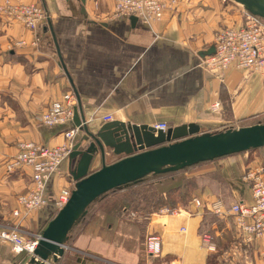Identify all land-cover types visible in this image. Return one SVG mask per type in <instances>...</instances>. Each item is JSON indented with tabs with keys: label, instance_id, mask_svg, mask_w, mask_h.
Returning <instances> with one entry per match:
<instances>
[{
	"label": "crops",
	"instance_id": "0c3cea01",
	"mask_svg": "<svg viewBox=\"0 0 264 264\" xmlns=\"http://www.w3.org/2000/svg\"><path fill=\"white\" fill-rule=\"evenodd\" d=\"M7 1H38L46 17L32 32L0 14V228L16 225L27 237L41 234L59 209L55 201L60 191L72 190L70 172L78 157L70 160L68 155L46 186L47 204L28 215L12 213L19 208L17 197L31 188V166L8 169L18 143L67 145L71 151L83 136L80 130L68 141L64 126H45L39 120L67 94H74L93 133L111 121L164 122L168 127L193 123L201 133H216L260 123L264 115V75L234 64L220 69L201 65V51L213 46L219 30L244 23L246 12L239 3L181 0L161 20L146 24L136 19L132 25L130 17L114 11L113 0ZM107 116L112 118L105 120ZM120 157L104 147L103 158L95 153L88 172ZM208 163L191 174L218 170L223 188L205 187L173 214L154 213L141 230L119 225L120 211H108L113 198L126 201L114 191L88 206L86 220L68 232L63 255L45 264H263L258 251L264 239L246 242L231 215L217 216L192 199L219 198L226 205L250 201V188L241 176L264 163H253L246 152ZM150 232L160 236L158 256L145 251ZM28 257L0 242V264H27Z\"/></svg>",
	"mask_w": 264,
	"mask_h": 264
},
{
	"label": "built area",
	"instance_id": "2783aa9c",
	"mask_svg": "<svg viewBox=\"0 0 264 264\" xmlns=\"http://www.w3.org/2000/svg\"><path fill=\"white\" fill-rule=\"evenodd\" d=\"M181 0H113L114 11L125 17L135 16L143 23L161 20L164 15L174 10ZM40 9V8H39ZM41 10V9H40ZM42 11V10H41ZM0 14L9 16L21 22L26 28L35 29L41 19V12L33 6H18L9 1L0 5ZM214 52L203 56L201 65L206 68L220 69L230 64L238 68L257 71L264 75V23L263 19L247 12L242 25L225 27L214 37ZM76 98L73 93L67 94L60 101L53 102L44 111L39 120L45 126H64V137L71 141L80 131L73 123V109ZM216 103L213 107H217ZM107 116L104 119L110 120ZM155 130L166 131L169 127L161 122L153 125ZM17 155L9 161L8 169L29 165L32 169L31 188L17 197L19 208L13 210L14 216H24L47 204L46 186L50 177L58 171L63 160L69 155L67 145L48 146L31 141L18 143ZM241 180L250 188V201L238 200L226 205L221 199L214 198L205 202L194 197L192 203L206 207L217 216L231 215L240 236L246 242L264 239V165L249 167L241 176ZM71 190L63 188L55 204L61 208L68 200ZM180 208L164 207L162 213H175ZM181 210V209H180ZM184 231L185 229L182 228ZM40 238L39 235L27 237L16 225L0 228V242L8 243L14 253L31 254ZM146 253L158 256L161 250V239L158 235H150L145 242ZM259 258L264 264V247L258 251Z\"/></svg>",
	"mask_w": 264,
	"mask_h": 264
},
{
	"label": "water",
	"instance_id": "95a60500",
	"mask_svg": "<svg viewBox=\"0 0 264 264\" xmlns=\"http://www.w3.org/2000/svg\"><path fill=\"white\" fill-rule=\"evenodd\" d=\"M231 1L264 19V0ZM130 21L133 25L136 17L130 16ZM213 52L214 47L210 46L200 55ZM72 120L83 132L69 153L70 160L78 157L70 172L74 185L67 202L42 230L27 264L57 261L63 255L64 242L73 224L87 212L93 201L109 190L134 182L149 173L175 171L264 146V123L201 133L198 125L193 123L169 127L164 132L155 130L153 126L111 121L93 133L85 123L79 106L74 107ZM104 147L112 148L113 153L121 157L109 164L102 163L99 169L88 172L89 162L95 153H100L103 158Z\"/></svg>",
	"mask_w": 264,
	"mask_h": 264
},
{
	"label": "rangeland",
	"instance_id": "374dc122",
	"mask_svg": "<svg viewBox=\"0 0 264 264\" xmlns=\"http://www.w3.org/2000/svg\"><path fill=\"white\" fill-rule=\"evenodd\" d=\"M13 4L18 6L31 5L35 7L42 14L40 21H42L44 17H46V12L40 6L38 1H33L31 3L15 2ZM240 7L245 10L246 14L247 12L251 14L244 8V6L241 5ZM14 20L23 25L18 20ZM29 30L34 32L35 29L30 28ZM48 108L49 106L47 107V109ZM47 109H45L44 111H46ZM260 123H264V115L262 118H260ZM245 152L249 153V158L253 161V163H264V146L255 149H250L248 151H243L240 153ZM207 163L208 161H203L192 166L160 174L149 173L139 179V184L131 185L125 189L127 191L124 193L126 201L120 199V197L122 196H117V199L113 198V201L109 202L110 204H108V211L114 212L116 215L117 212L120 211V213L118 214L119 216L117 215V218L119 219V225H126L127 227L132 226L135 229L141 230L144 228V226H147L148 222L150 221V218L155 216L154 213H159V215L162 214V208L167 206L169 207L170 205L173 206V208H179L188 205V199L192 198V196L196 194V192L204 189L207 186L210 187L211 190H216L218 187L223 188V180L218 170L208 172L204 175L191 174V172H196L197 170H200L203 166L209 164ZM178 185L179 187H176ZM178 194L182 195L181 199L178 198ZM95 203H93L90 208L94 207ZM124 205L127 207V211L125 213L121 211V208ZM88 209L89 208H87L86 210L88 211ZM86 218L87 212L81 216L79 221L86 220ZM112 223L117 224L116 220ZM150 235H158V233L156 234L150 232V234H148L146 238ZM146 238L144 243L146 242Z\"/></svg>",
	"mask_w": 264,
	"mask_h": 264
},
{
	"label": "trees",
	"instance_id": "16d2710c",
	"mask_svg": "<svg viewBox=\"0 0 264 264\" xmlns=\"http://www.w3.org/2000/svg\"><path fill=\"white\" fill-rule=\"evenodd\" d=\"M192 166V165H191ZM160 174V173H159ZM140 182H139V179L138 180H136V181H134V182H130V183H127V184H125V185H122V186H119V187H116V188H114V189H112V190H109L108 192H106V193H104V194H102L100 197H98L95 201H93L92 203H95L96 201H98L100 198H102L103 196H105V195H108V194H110V193H112V192H114V191H117V192H122L123 194L125 193V192H127L125 189L126 188H128L129 186H131V185H137V184H139ZM176 187H179V185L178 186H176ZM122 194V195H123ZM125 196V195H124ZM178 198H182V195L181 194H178ZM190 199L191 198H189L188 199V201H190ZM187 201V202H188ZM91 203V204H92ZM168 207V206H167ZM168 208H170V209H175V208H173V206H169ZM81 218V217H80ZM80 218L75 222V223H77L79 220H80ZM74 223V224H75Z\"/></svg>",
	"mask_w": 264,
	"mask_h": 264
}]
</instances>
